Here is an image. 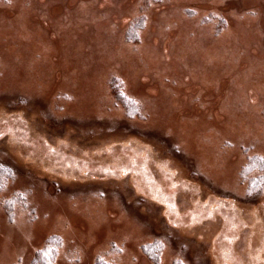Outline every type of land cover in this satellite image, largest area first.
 <instances>
[{"label":"rangeland","instance_id":"rangeland-1","mask_svg":"<svg viewBox=\"0 0 264 264\" xmlns=\"http://www.w3.org/2000/svg\"><path fill=\"white\" fill-rule=\"evenodd\" d=\"M15 1L0 0V264H39L55 238L49 264H234L242 241L245 264H264L262 4L133 0L104 38L43 26L53 49L38 64ZM214 136L238 148L231 180Z\"/></svg>","mask_w":264,"mask_h":264},{"label":"bare ground","instance_id":"bare-ground-1","mask_svg":"<svg viewBox=\"0 0 264 264\" xmlns=\"http://www.w3.org/2000/svg\"><path fill=\"white\" fill-rule=\"evenodd\" d=\"M19 1L20 0H16L14 2V4L8 5V12L9 13H13L15 10H17V5L19 4ZM27 1L28 0H24V2H22V5H21V7H22L21 11L23 12L22 30L26 34L23 42L25 43L24 47H26V51L30 52V53H27L26 55L28 57H30V55H31V57H32V55L35 57V55H36V60L34 62L38 63V64L44 63V60L46 59L47 54L50 52V47L53 49L52 45H50V42L47 40V33H46V30L44 29L45 27H43V26H49V24L52 22L53 23L52 29L56 30L61 23H68L69 22L71 24V27L66 30V34H65L67 36L68 40L74 39V41H77V40H79V37L82 35H89L91 37L99 36V37L104 38L105 35L107 34V31L111 32L110 31L111 28L113 27V25L118 20V15L120 13H122L123 9L128 6V3H129V5H130V3H133V0H125L124 3H122L121 1H117V0H95L94 2L92 0H87L85 2H78V0H61L62 7H61V9L60 8L57 9L54 7L52 8L53 2H55L57 0H32V2L29 5H26ZM87 2H90V3H87ZM250 2L254 3V4H259V3L262 4L263 10H264V0H250ZM72 8H74V9L71 10ZM177 12H179V11H177ZM261 15H262V11H260L259 16H257V17H254L250 14H246L243 19H240V20L234 19V20H238L239 21L238 23H240V22L245 23L247 21H257L260 19ZM57 16L59 19L55 20L57 18ZM123 18H124V16H121L119 18L122 20H121V22H119V30L116 31L118 37H120L122 27L125 23ZM174 18H175L174 15L171 14V15L165 16L164 18L162 17V20H163V22L166 23V22H171V20ZM188 21H190V20H187L186 25H189ZM43 23H44V25H43ZM16 28H17L16 25H14L13 22H11V29L16 30ZM150 28H151V26H150ZM160 28H161V26L159 24V29ZM199 32L200 31H198L197 34ZM163 33L164 32H161L159 34L160 41H163V39H162ZM184 33H186V32H184ZM34 35L37 36V38L35 40L36 41L35 44L37 45V47H36L37 51L33 49V53H32V48L34 47L32 45V43H34V40H33L35 38ZM59 36H61V35H59ZM151 40H154V39L152 38ZM153 44H154V47H148V46H146V43H144L143 49L148 48V49L154 50L156 45H155V43H153ZM166 45H167V43H164V46H166ZM184 46L185 45L181 42L180 44L177 45V47H174L173 49H171L169 56L172 57L174 59V61H180L181 58L183 60L182 53L184 51H182V50H184L183 49ZM93 48L95 49L94 46H93ZM162 49H163V47L159 48L158 50L155 51L157 56L163 57L164 52L162 51ZM160 57H157V58H160ZM106 82H108V79H106ZM167 86H168L167 84H162V87H164L163 89L167 88ZM107 90H108V87L107 86L104 87V91H106V95L108 94ZM100 96L102 97V95H99V101H101ZM108 103L109 102L106 101V104H108ZM106 104H104V105H106ZM254 105H256V102L254 103ZM156 106L157 105L154 104L155 108H157ZM255 111L259 112V109H255ZM102 114L103 115L106 114L109 117L111 116V114H108V113L104 114V111L103 112L99 111V115H102ZM156 118H154L155 121H156ZM262 120L264 121V118ZM214 137H215L214 142H216L215 152H217L218 156L223 155V156L229 158L225 173H226V175H228V177H230V179L227 177L226 180L227 181L231 180L232 179L231 177L233 176V173H235V172H234L233 168L230 166L232 165L233 162H235V157H233V155L238 152V148L237 147L230 148V149L223 148L222 147L223 137H221V136H218V137L214 136ZM187 144L189 145V143H187ZM34 145L36 147H40L41 150H45L44 142H42L39 139L34 142ZM25 149L31 151V150H34V147L33 146H25ZM204 158L207 161H210V156L205 155ZM125 161H128V159H126ZM123 163H124V161H123ZM229 167L231 168L230 170H229ZM214 171L217 174H219L218 170L214 169ZM233 180L237 181V179H235V178ZM160 181H162V182H160ZM158 183L164 184V185H166V187L169 185V183L166 180L163 181L162 179L158 180ZM165 190H167V188ZM183 197H184V199H187V196H183ZM85 203H86V201H82V205H84ZM188 205L189 204H185V206H188ZM137 227H138V223L136 221L135 225H133V230H134L133 233H135L134 234L135 236L139 233V228H137ZM238 248L240 251L236 252V255H234L232 260H233L234 264H245L244 260H246V253H247L245 251L246 250L245 241H242L239 244Z\"/></svg>","mask_w":264,"mask_h":264},{"label":"trees","instance_id":"trees-1","mask_svg":"<svg viewBox=\"0 0 264 264\" xmlns=\"http://www.w3.org/2000/svg\"><path fill=\"white\" fill-rule=\"evenodd\" d=\"M125 101V103L126 104H128V102L130 103V102H132L131 100H129V101H127L126 99H124L123 100V102ZM134 108V107H133ZM252 166H256V164H252L250 167H252ZM264 165H261L260 167H263ZM249 167V168H250ZM247 168V167H246ZM2 170V171H1ZM0 171H1V173L2 172H4V173H6V171H4L3 169H1ZM6 170H8V169H6ZM7 173H8V171H7ZM254 180V179H253ZM253 180H250V184L251 185H249V187H248V190H247V192H248V194H253L257 189H259V184H257V183H252L253 182ZM260 185H261V182H260ZM60 240L59 239H53L52 241H51V243H49V245H48V247L49 248H47L48 250H51L52 251V253H50L49 254V257L48 258H44V259H42L40 262H39V264H49V262H51L53 259V255H54V250H56L57 249V247L60 245ZM145 251L147 252V254H149L150 255V258L152 259V260H157L158 259V253H159V251H160V249H159V246H158V244L157 243H153L152 245H149V246H146L145 247ZM37 256V255H36ZM37 262V260H36V257H35V259H34V263L33 264H35ZM99 263L100 264H102L100 261H99Z\"/></svg>","mask_w":264,"mask_h":264}]
</instances>
